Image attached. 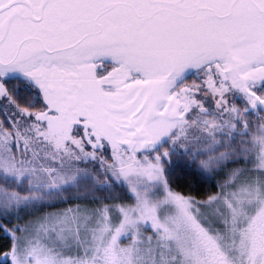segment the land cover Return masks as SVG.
I'll return each mask as SVG.
<instances>
[{"label": "snow or ice", "instance_id": "6c2138e0", "mask_svg": "<svg viewBox=\"0 0 264 264\" xmlns=\"http://www.w3.org/2000/svg\"><path fill=\"white\" fill-rule=\"evenodd\" d=\"M0 264H264V0H0Z\"/></svg>", "mask_w": 264, "mask_h": 264}]
</instances>
